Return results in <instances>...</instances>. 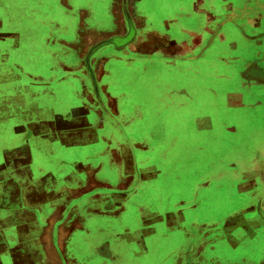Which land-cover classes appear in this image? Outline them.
Returning a JSON list of instances; mask_svg holds the SVG:
<instances>
[{"label":"rangeland","instance_id":"rangeland-1","mask_svg":"<svg viewBox=\"0 0 264 264\" xmlns=\"http://www.w3.org/2000/svg\"><path fill=\"white\" fill-rule=\"evenodd\" d=\"M262 9L264 10V0L243 2L241 17L231 21L244 22L246 15H254ZM17 10L18 13L17 15L14 13L16 18L13 21L18 30V36L15 37L18 43H23V48L21 51L15 49L8 51L7 91L13 92L17 85L16 81H21L18 82L20 83L18 86H22L24 107H29L33 103L34 106L54 108L55 105L49 104L53 100H48L45 96L62 92L67 98L62 107L70 108L73 116L81 118L75 125V129L79 127L78 123L81 122L83 125L93 120L101 122L100 126L103 124L107 128L103 131L109 133L110 138H113L110 128L115 129L116 132L119 131L120 137L125 136V138L129 137V129L132 128L136 133L134 136L138 137L141 135L139 132L141 126L138 127V123H133V116L131 118L123 112L121 114L112 112V104L118 105V103L111 93L117 94L118 91L123 90L133 96L136 91L141 95H151L152 98L159 100L168 91L183 88L191 93L194 102L191 104L190 101L187 102L186 110H183L186 115H181L182 110H174L160 116L156 122L161 121L167 126L180 127L190 124L199 125L198 146L194 147L163 146L161 148L134 142L130 143L129 147L124 142L125 146L120 150L121 155L130 150L134 155L130 157L132 167L128 170L139 173L147 170L158 174L167 173L169 176L167 195L165 193L139 195L143 208L144 198L150 200L147 210H140L139 214L125 205L128 202L127 194L121 196L120 209L115 211H111V206H108V210L87 209L80 214L79 209L74 207L75 204L71 212L61 211L62 216L66 215L67 218L68 214H71L70 217L73 218L72 230L69 232L72 237L68 235V246L71 251L69 258L59 244H53L52 241L46 244L49 253L46 249L45 259L39 256L33 262L36 264L38 262L40 264H213L218 261L217 258L215 261L208 260L214 252H218L221 244L225 245L216 241L219 237L223 238V227L208 225L209 174L212 171L222 174L225 168L233 169L236 165L231 167V164H237L241 160L240 157L236 162H226L229 160L224 157L226 149L223 146V139L226 135L228 138L230 136L233 138L232 136L235 135L238 140L257 137L261 139L264 138V132L255 134L250 126L257 124L245 119V114L241 116L238 113L210 112L198 103L199 100L200 103L205 102V97L210 96V92L205 89H214L219 97L224 92L245 89L243 84L238 85V78H231V81L226 83L221 81L212 83L206 79L201 81L197 76L199 71L202 70L200 73L204 75L212 72L208 70L209 65L200 63L202 65L200 66L195 60L180 61L179 66L172 67L174 63L170 62L182 56H177L178 52L168 51L167 47L181 42L184 37L181 32L185 25V18L182 17L185 3L181 0H18ZM15 37H9V46L12 43L14 45ZM194 37L190 36L189 40ZM211 38L212 36L201 43L202 47L195 54L196 57ZM114 39L118 40L116 44L113 43ZM249 39L258 42V45L264 48V22L257 33ZM195 40L197 41V36ZM130 41L132 43L128 44ZM226 47H231V42ZM216 50L214 49L215 53H217ZM227 52L233 53L236 50L227 49ZM165 61H168V67H165V70L161 71L164 67L140 70L142 69L140 66L144 65L165 66ZM181 63L184 64L181 65ZM257 63L262 65L259 66ZM17 64L23 65V73L20 70L21 67L16 66ZM137 69L140 72H137ZM260 69L264 72V53L263 58L257 61L249 60L242 75L256 79L254 82L264 83V74ZM218 72L221 73L216 71V74H219ZM19 73L25 78L22 79ZM200 73L199 76H201ZM33 92L39 98L35 96L32 98ZM10 101L14 102L12 98ZM119 104L122 111H126L127 98L121 99ZM77 106L83 110V114H78ZM40 111L42 114L43 110L40 109ZM196 118L199 119L198 123ZM152 124L155 127L159 125L155 122ZM230 131L235 134H229ZM27 132L24 130L20 133V137L26 139ZM102 134L88 131L91 137L100 138ZM5 141L8 149L16 146L17 135L14 130L5 135ZM93 150L94 153L85 154L84 160L83 158L78 160V155L72 154L71 160L68 159L71 162V172L67 170L66 173H71L74 179L80 178L82 172L77 171L79 161L83 160L88 165H94L96 153H99L98 157L106 159V147H103V144H98ZM239 150L240 147H237L236 151ZM108 159L111 160L110 157ZM191 159L194 161L191 162ZM120 164L122 166L124 163L120 160ZM192 172L196 176L193 183L198 184V192L189 189ZM105 174L111 175V170L105 169ZM177 176H184V178H176ZM123 180L125 185L131 182L128 178ZM159 181V178L152 179V182ZM51 182L59 184L55 179ZM176 183L181 184L180 189L177 190L178 193L170 188ZM153 185L159 187L158 183ZM98 187L110 191V187L99 185ZM78 198H73L72 202L79 203ZM95 202H104L107 206L111 202V196L99 193L97 197L89 201L88 207L91 208L96 204ZM161 202L166 203V206H159ZM77 216L79 218L76 219ZM144 217L152 218L153 221L154 218H161L173 225H167L164 228V224L161 223V226H157V223L146 227L140 226V221H145ZM259 217L261 219L260 215ZM182 218L185 219L183 225L180 223ZM84 221L87 224L91 223L89 230L82 225ZM96 229L100 231V237L94 238L92 231H97ZM113 229L114 233H111ZM49 230L53 240V235L58 233V230L56 227H50ZM154 231L166 237L171 236L165 242L167 245L164 249L158 250L159 252L155 255L145 249L148 243L145 244V240L139 236ZM155 233L148 236L150 242L155 243L159 240V236ZM86 234L88 238L84 237ZM86 239L88 240L85 241ZM106 240L108 242L104 243ZM165 243L163 242V246ZM100 244L103 245L98 247ZM102 255L107 256L108 259L102 258ZM31 261L28 263L31 264ZM255 263L259 264L260 260L257 259Z\"/></svg>","mask_w":264,"mask_h":264},{"label":"crops","instance_id":"crops-1","mask_svg":"<svg viewBox=\"0 0 264 264\" xmlns=\"http://www.w3.org/2000/svg\"><path fill=\"white\" fill-rule=\"evenodd\" d=\"M181 1L185 3L182 15L185 18V25L181 32L184 37L174 46L178 50L177 56L182 57L172 60L170 62L174 63L172 67L179 66L180 61L195 60L200 66L209 65L208 70L212 72L204 75L200 73L202 70L199 71L201 76L199 73L197 76L201 81L206 79L212 83L219 81L226 83L231 81V78H238V85L243 84L245 89L224 92L220 97L214 89H205L210 92V96L203 98L205 102L200 103L198 99V103L210 112L238 113L241 116L245 114V119L257 124L250 126L255 134L264 132V83L253 82L252 77L242 75L249 60L257 61L263 58L264 48L249 37L255 35L263 25L264 10L257 11L254 15H246L244 22L237 23L231 19L241 17V4L249 0ZM17 9L18 0H0V264L9 262L13 247H15L16 258H31V264H36L33 262L35 258L41 256L45 259L46 257L45 250L48 247L44 235L47 228L73 224L71 214H68L66 218V215L62 216L63 211L71 212L75 204L74 207L79 209L80 214L87 209L100 210L108 206H111L113 211L119 210L121 196L126 194L129 195L128 202L124 204L128 205L129 209L132 208L134 212L147 210L145 207H148L150 200L144 198L143 208L138 196L142 193L167 195L169 176L165 172L158 174L149 170L140 174L134 172L133 176H125L120 173L119 161L114 162L112 159L116 156L113 153L110 156L108 154L106 160L98 157L96 153L94 165L84 163L85 154L94 153L93 148L107 140L104 135L100 138L88 135V131H95L98 134L97 121L92 120L75 129L68 121L65 109L61 107H49L42 114L39 106H34L32 103L29 107H24L22 100L21 102L17 100L15 105L10 106L7 105V101H4L6 102L4 107L2 100L7 99L8 51L23 48V43H18L15 37L18 36V30L13 21L16 18L14 13L15 15L18 13ZM13 36L15 43L9 46V37L14 38ZM190 36H197V41H194L195 37L189 40ZM210 36L212 38L196 57L195 54L202 47L201 43ZM230 42L231 47L227 48L226 45ZM214 49H217V53ZM227 49L236 50V52L233 54L227 52ZM250 57L254 58L251 60ZM225 59L231 61L227 62ZM165 62V66L160 67H164L161 71L168 67V61ZM257 65L262 64L257 63ZM16 66L21 67L20 70L23 73V65ZM153 67L155 66L151 65L145 70ZM260 70L263 71V69ZM216 71L221 73L216 74ZM19 76L22 79L25 78L23 74L19 73ZM18 82L21 81L17 80L16 83ZM120 92H117V100L127 98V111L120 110L121 106H119L115 108V112L133 116V123H138V127L141 126L139 129L141 135L134 136L135 143L161 148L163 146H198L199 125L167 126L161 121L155 122L152 118L163 116L174 110H182L181 115L185 116L186 113H183V110H186L187 102L194 103L190 92L183 88L171 90L167 92L168 95L165 93L159 100L152 98L151 95H141L136 91L133 96L123 90ZM34 96L38 97L33 92L32 98ZM14 97L19 98L18 94L11 96V98ZM138 115H143L144 118L137 119L135 116ZM196 121L198 123L199 119L196 118ZM154 122L159 124L157 128L152 124ZM13 130L17 135L18 143L23 140L20 133L24 130L31 133L27 135L29 140L8 149L5 135ZM129 131L136 134L132 128ZM229 134H235V132L230 131ZM232 137L234 139L226 135L223 139V146L226 149L224 157L229 158L226 160L229 163L236 162L240 157L241 160L237 164H231V167L236 165L233 169L225 168L222 174L216 171L209 174L208 225L225 228L226 235L225 238L218 236L219 239L216 241L225 245L221 244L218 252H214L208 260L215 261L217 258L218 261L213 264H256L258 259L259 264H264V197L260 198L264 196V138L238 140L235 135ZM129 141L131 142V139ZM237 147H240L239 151H236ZM75 153L78 155V160L83 158L78 166L82 171V177L76 179L69 173L71 172L69 160ZM109 157L111 160L108 159ZM193 161L191 159V162ZM107 168L111 170V175H104V170ZM67 170H69L68 174ZM194 176L192 172L189 189L198 192V184L193 183ZM182 177L184 178V176L176 178ZM125 178L131 181L127 185L123 180ZM157 178L160 179L159 182L151 181ZM54 179L58 180V185L51 182ZM156 183L159 187L153 185ZM98 185L110 187V191L101 189ZM179 187L181 184L176 183L170 188L178 193ZM99 193L110 195L111 202H107V206L104 202H95L96 204L91 208L88 207L89 201L97 197ZM75 197H79V203L72 202ZM259 200H261L260 204H258ZM159 206H166V203L161 202ZM79 217L77 216L76 219ZM144 219L149 218L144 217ZM156 220L162 221L161 218H154V221ZM148 221L153 219L150 218ZM54 242L57 241L54 240ZM36 252L41 254L34 256Z\"/></svg>","mask_w":264,"mask_h":264},{"label":"flooded vegetation","instance_id":"flooded-vegetation-1","mask_svg":"<svg viewBox=\"0 0 264 264\" xmlns=\"http://www.w3.org/2000/svg\"><path fill=\"white\" fill-rule=\"evenodd\" d=\"M134 38V37H133ZM133 40V39H132ZM116 42H118V40L117 39H114L113 40V43H115L116 44ZM132 43V41H130L128 44H131ZM22 49H20V51H21ZM17 51V50H16ZM3 54H4V52H2ZM169 61V60H168ZM152 65V64H151ZM151 65H144V66H140L142 69H140V70H145V68H148L149 66H151ZM156 68H160V67H158L157 65H154ZM155 67H153V68H155ZM140 70L139 69H137V72H140ZM261 71V70H260ZM263 74H264V72L263 71H261ZM253 80V82H254V80H256V79H252ZM18 84H20V83H17V85L15 86V89H14V91L13 92H8L7 91V99L5 100V98H4V100H2V103H4V101H7V105H15L16 104V102H17V100H18V102H21V100H22V96H23V90H22V86H18ZM5 87V86H4ZM3 91V90H2ZM119 92V91H118ZM122 92V91H121ZM120 92V93H121ZM15 94H18V96H19V98H12V100L14 101V102H11L10 101V99H11V96H14ZM113 96H114V99H115V101L118 103V105H116V104H114L115 105V107L112 109V112H114V113H116L115 111H116V107H119L120 106V104H119V102H120V100H117V94L116 93H111ZM66 96L64 95V93H58V94H56V93H53V94H47L46 96H45V98L46 99H48V100H53L51 103L49 102V104H53V105H55V107H57V108H59V107H61V108H64L65 109V112H66V114H67V116H68V121H70V123H71V125H72V127H75V125L77 124V122H78V120L79 119H81V118H79L78 116H73L72 114V112L69 110L70 108H66V107H62L63 105H64V100L65 99H67V98H65ZM35 98H36V96H35ZM38 98H39V96H38ZM69 99H70V97H69ZM6 103V102H5ZM5 103L3 104L4 105V107H5ZM50 106H48V107H43V106H40V109L41 110H43L42 112H45V110L46 109H48ZM54 107V108H55ZM66 109H68V111L66 110ZM76 111L78 112V114H83L84 112H83V110L80 108V107H76ZM58 110H60V109H58ZM115 110V111H114ZM120 110H122V107L120 108ZM126 111H127V109H126ZM118 114H121V113H118ZM128 115V114H127ZM128 116H130V115H128ZM140 116V115H139ZM142 117L141 118H144V116L143 115H141ZM131 118H132V116H131ZM138 118H140V117H138ZM137 118V119H138ZM154 120H155V122L156 121H158V119L157 118H160V116H153L152 117ZM132 121H134V119H132ZM90 123V122H89ZM98 123H101V122H98ZM78 124H80V125H82L81 124V122L80 123H78ZM132 124V123H131ZM79 125V126H80ZM99 126V131H98V133H103L102 135H104L105 137H107V140L106 141H104V142H101V143H99V144H103V147H106V158L108 157V154H109V156L113 153V155H115L116 154V157L115 156H113L114 158H113V160H114V162L115 161H119V163H120V160L124 163L122 166H119V169H120V173H123V174H125V176H133V174H134V171L133 172H131V171H129L128 169L130 168V167H132L131 165H132V161H131V155L132 156H134L133 155V153H132V151L130 152V151H128V152H126V153H122L123 154V156L121 155V153H120V150H121V148H124V142H126L127 143V145H129V147H130V143H133L134 141H133V139H134V134H132L130 131H129V137H127V138H125V136L124 137H120V133H118V132H116V130L115 129H113V128H110V130L109 131H112V136H113V138H110L109 136H111V135H109V133H105L103 130L104 129H107V128H105V126L102 124V126H100V124L98 125ZM130 130V129H129ZM31 132H27V135H29ZM118 137H120V138H118ZM115 138V139H114ZM123 138H124V140H123ZM129 139H131V142L129 141ZM26 140H29V138H23V140H21L20 141V143H18L17 142V144H21L22 143V141H26ZM135 143V142H134ZM111 145H112V147H111ZM15 148V147H14ZM108 149V150H107ZM107 152H109V153H107ZM98 155H99V153H98ZM100 158H102V157H100ZM103 159V158H102ZM106 160V159H105ZM121 165V164H120ZM77 171H80V168H78L77 167ZM122 169V170H121ZM128 171H127V170ZM82 172V171H81ZM136 174H140L139 172H136ZM152 181V180H151ZM143 194V193H142ZM139 197V196H138ZM146 208V207H145ZM107 209V208H106ZM105 209V210H106ZM108 210V209H107ZM116 210V209H115ZM111 211H113V208H111ZM140 211V210H139ZM139 211H138V214H139ZM149 220V219H148ZM147 219L145 220V221H140V223L141 224H139L140 226H144V227H146V226H150V225H153V223L155 224V223H157V226H161V224H164V226H163V228L165 227V226H167V225H173L172 223H168V222H166L165 220H162V221H148ZM185 219H183L182 218V222L180 221V223L183 225V221H184ZM82 222V221H81ZM86 221H84L83 223H82V225L85 227V229L87 230V228H88V230H89V225L91 224V223H85ZM149 223V224H146L145 225V223ZM161 223V224H160ZM178 225V224H177ZM72 226H73V224L71 225V224H67L66 226H62V227H57L56 229L58 230V233H56L55 235H53V240H51L52 239V237L50 236V230H49V228H47V230H46V235H44V237H45V239H46V241H47V243H51L52 241L54 242V240L55 241H57L56 243H58L59 244V246H60V248H62V250L64 251V252H66L67 253V257L69 258V253H71V251H70V249H69V246H68V241H69V239H68V235H70L69 234V232H70V230H72L71 228H72ZM82 226V227H83ZM91 226V225H90ZM97 230V229H96ZM178 230H180V229H178ZM98 231V232H97ZM97 231H92V233H93V237L94 238H97L98 236H99V230H97ZM165 231V230H164ZM164 231H163V233H164ZM102 232V231H101ZM156 232V233H155ZM166 232H167V230H166ZM111 233H114V229L112 230V232ZM156 234V235H158L159 236V240L158 241H156L155 243H153V242H150V240H149V235H153V234ZM178 235H179V233H177ZM110 235V234H109ZM174 235H176V234H174ZM173 235V236H174ZM225 235H226V233H225V228H223V238H225ZM139 236H141V238H142V240H145V244L146 243H148V246H147V248H145V249H148L149 251H150V253H153V255H155L157 252H159L160 251V249L161 250H163L164 249V247L167 245L165 242L166 241H168V239L171 237H166L164 234H160V232H157V231H154L153 233H149V234H145V235H139ZM69 237H72V235H70ZM85 238H88V234H86L85 236H84ZM100 237V236H99ZM70 240H71V238H70ZM88 239H86L85 241H87ZM52 242V243H53ZM108 242V240H106L104 243H107ZM163 242L165 243V245L163 246ZM55 243V242H54ZM53 243V244H54ZM101 245H103V244H100L98 247H101ZM107 245V244H106ZM63 246V247H62ZM55 248V247H54ZM49 249V248H48ZM48 249H47V252H49L48 251ZM159 250V251H158ZM40 255L41 254V252L39 253V252H36V253H34V256H37V255ZM43 254V253H42ZM11 255H12V257L9 259V262L7 261V263H5V264H29L28 262H30L32 259L31 258H23V259H20V258H16L15 257V247H13L12 249H11ZM72 255V254H71ZM102 258H104V259H106L107 258V256H103L102 255ZM108 259V258H107ZM106 259V260H107ZM69 260H71V259H69Z\"/></svg>","mask_w":264,"mask_h":264},{"label":"bare ground","instance_id":"bare-ground-1","mask_svg":"<svg viewBox=\"0 0 264 264\" xmlns=\"http://www.w3.org/2000/svg\"><path fill=\"white\" fill-rule=\"evenodd\" d=\"M196 41V40H195ZM132 47V46H131ZM134 49H136V47H133ZM176 47L173 45V44H170L168 47H167V50L168 51H175V52H178V50L177 49H175ZM113 104H112V109H113ZM116 157V156H115Z\"/></svg>","mask_w":264,"mask_h":264}]
</instances>
